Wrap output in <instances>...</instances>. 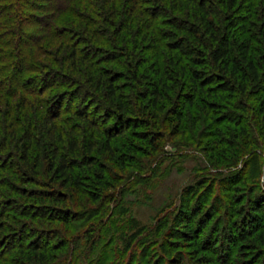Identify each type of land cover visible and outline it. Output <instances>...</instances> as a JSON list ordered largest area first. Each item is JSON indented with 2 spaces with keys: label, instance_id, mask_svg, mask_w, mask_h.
Masks as SVG:
<instances>
[{
  "label": "trees",
  "instance_id": "1",
  "mask_svg": "<svg viewBox=\"0 0 264 264\" xmlns=\"http://www.w3.org/2000/svg\"><path fill=\"white\" fill-rule=\"evenodd\" d=\"M1 30L0 264H105L110 242L190 264L175 238L197 264H264V0H0ZM186 134L216 177L149 237L112 225L139 156Z\"/></svg>",
  "mask_w": 264,
  "mask_h": 264
},
{
  "label": "rangeland",
  "instance_id": "2",
  "mask_svg": "<svg viewBox=\"0 0 264 264\" xmlns=\"http://www.w3.org/2000/svg\"><path fill=\"white\" fill-rule=\"evenodd\" d=\"M2 32H4V30L0 31V42L2 43L0 44V51H8V37L6 33L3 35ZM1 40H4L5 44ZM189 137L190 135L186 134L183 138L177 137L167 140L159 151H155L149 155L145 154L139 156V159L146 165L147 169L136 172L133 176L130 175L129 178H126L128 181L125 180L123 182L124 185H121L117 190L118 193L120 192L122 194L123 204L128 210V214L126 217L119 215L115 216V220H110L111 224L116 222L115 225L117 226L118 223L124 222V219L134 218L139 222L140 226L146 228V237H149L157 230L156 227L159 219L169 211H173L177 205L179 206L181 201L180 197L185 188L193 186L196 184L197 180L202 177H216V171L221 170L219 166L223 164L222 162L224 161L221 160L220 163L216 161L217 157H215V159L211 158L209 154L207 155L202 150L200 145L193 141H188ZM210 159L216 161L214 162L216 164L215 166L210 162ZM221 159H224V157H221ZM213 224L215 223L211 222L210 226H208L210 227L208 228V232L214 229ZM127 227L128 226H126V228ZM129 233H132V231ZM213 234L217 235L218 233ZM173 241H177L178 243L174 247L171 256H179L177 253L181 252L183 255L187 256L186 258L190 261V264H197L196 256L193 258L195 260L190 258L191 255L193 256V251L195 250L192 242L183 238H175ZM101 244L104 245L105 243L102 242ZM136 249L137 253H140L142 245L139 244ZM147 252L149 253L150 264H161L159 261L162 259V253L158 244H151ZM205 253L206 252L199 253V257L205 255ZM114 254H118V256L115 258ZM129 254L130 252H123V249H121L120 252L117 251L115 244L110 242L107 248L108 259L105 264H112L113 260L114 264H128ZM218 254L220 256L219 259H221L224 254L222 249L218 251ZM168 258H170V256H167L166 259ZM162 264L169 263L163 262Z\"/></svg>",
  "mask_w": 264,
  "mask_h": 264
}]
</instances>
